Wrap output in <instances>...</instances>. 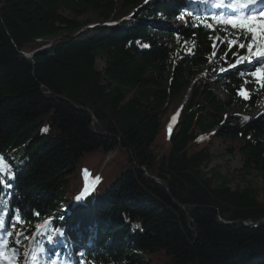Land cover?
<instances>
[{
	"label": "trees",
	"instance_id": "obj_1",
	"mask_svg": "<svg viewBox=\"0 0 264 264\" xmlns=\"http://www.w3.org/2000/svg\"><path fill=\"white\" fill-rule=\"evenodd\" d=\"M118 3L0 0L5 257L20 264L27 248L30 264H42L43 241L59 233L73 264H264V189L232 188L213 154L222 144L246 175H264V112L228 113L258 104L239 94L255 85L232 71L253 52L252 34L198 18L154 36L148 21L177 18L193 0H123L119 11ZM91 13L98 24L78 19ZM188 41L195 47L181 55ZM218 61L228 73L216 82L230 100L194 83ZM88 179L93 195L58 217ZM45 219V237L34 239Z\"/></svg>",
	"mask_w": 264,
	"mask_h": 264
},
{
	"label": "rangeland",
	"instance_id": "obj_2",
	"mask_svg": "<svg viewBox=\"0 0 264 264\" xmlns=\"http://www.w3.org/2000/svg\"><path fill=\"white\" fill-rule=\"evenodd\" d=\"M154 1L159 2V1H164V0H154ZM122 5H123V0H119L118 11L121 9ZM197 9H198V7L194 6L193 10L191 12H189V14L186 18L182 17V18H175V19L171 20V19H167L165 17H162V18L159 17L158 19L155 18V19L148 21V23H150L154 26L153 34H154V36H156V35H158L157 31L160 29V27H168L169 29H177L183 25L185 26V25H188L190 23H195L196 18H195V15L193 14V12H197ZM135 12H136V10H133L126 17V19H130L135 14ZM65 15L69 16L70 18H74L72 15L68 14L67 12H65ZM213 18H215L219 23L227 24L226 21L228 19L225 17L213 16ZM78 19L81 21H85V20L89 19L92 21L93 24H98V22H99V19L93 13L86 15V16H83V17L78 18ZM122 20H124V19L117 20L116 23H119ZM256 26L258 28L260 27L259 21L256 22ZM159 40H162V39L159 38ZM228 41H229V44H232V45L236 43V41L233 38H228ZM256 43H257V41H253V43H251L253 48L257 46ZM185 46H186V49L181 50V52H180L181 55H186L187 49L193 50L195 47V44L192 41H188L185 43ZM257 51H260V50H257ZM225 63L226 62H223V61H218V62L212 63L209 66V68L203 74H201L197 77V79L195 80V83H203L206 85L207 90L212 91L213 93L217 94L218 96L222 97L223 99L230 100V98L223 92L221 86H219L216 82L220 76L228 73V68L225 65ZM253 64H254L253 62L249 63V60H246V62L239 65L236 68L237 71H236V69H235V71L240 75H241V73H243V75H241V76H243L244 79L247 82H249L250 84L255 85V87L248 88L247 92L249 95L245 99L246 100L249 99L250 95L252 93L256 94L258 96L257 107L255 110H253L252 112L247 114L245 107L241 104H238V105H235V106L229 108L228 113L230 114V116H237V117L243 118V119H245L246 117H247V119L248 118H254V117H257L260 115L261 108L264 109V90H262L261 88L258 87L259 85H261L260 81H261L262 77L252 75V73L255 72L257 68H264V62L257 64V65L256 64L253 65ZM99 67H101V65ZM221 69H223V70H221ZM158 81L164 86L167 85V82L165 80H158ZM192 94H193V90H190V94H189V96L187 95L188 97H187V100L185 103L183 101L185 100L186 95H185L183 100H180L177 102V104L175 106H176V108L177 107L178 108L172 114L171 120H174L177 118L178 114L181 112L184 105H186L187 102H189L190 98L192 97ZM213 154L215 156L214 165L220 167L223 176H225L229 180V182H230L229 184L232 188L241 187V186H244L245 184H247L248 182H251L254 185V187L259 188L261 190L264 189V175L258 174L256 172H253L251 175H246L242 169L243 168V162H242L241 157L239 155L230 154L227 151L226 147L222 144H219V143H215V146L213 148ZM88 181H89V179L87 180V182ZM76 208H78V206H76V199H74L71 203H69V205L67 207L63 208L59 212L58 216L61 219H63L67 216L68 213L72 212V210L76 209ZM43 222L36 225L38 230L33 236L34 239H37L38 236L43 235V229L44 228L41 226V225H43ZM51 240H53L52 243H55L54 244L55 246H51V248H54V252L52 254V257H54V259H53L52 264H67L64 261L65 259L62 256V252L59 250L61 247H64V244L60 240L59 235H52L51 239H49L47 241V243H49V241H51ZM18 242H20V241L18 240ZM58 247H60V248L58 249ZM64 248H63V250H64ZM22 253H23V255L20 258L21 263L22 264H28V260L30 258L29 249L24 248ZM43 255L45 256V258L47 257L45 253Z\"/></svg>",
	"mask_w": 264,
	"mask_h": 264
},
{
	"label": "snow or ice",
	"instance_id": "obj_3",
	"mask_svg": "<svg viewBox=\"0 0 264 264\" xmlns=\"http://www.w3.org/2000/svg\"><path fill=\"white\" fill-rule=\"evenodd\" d=\"M147 3L148 0H145ZM248 4H254L257 2V0H247ZM243 7H247V4L243 5ZM264 12H259V13H253L251 15L245 16L244 18H237V17H229L228 20L226 21L227 24L232 25L234 28H239L243 30H247V32L252 34L253 40L260 38L264 39ZM259 20L260 27L258 28L256 26V22ZM235 46V45H234ZM239 47L244 48L245 44L241 43ZM251 47V45H249ZM257 56H264V49L257 51L256 52ZM248 57L245 56H240L239 60H237V63H240L241 61L247 60ZM235 65H233L234 67ZM223 70V69H221ZM243 75V73H241ZM254 76H261V87H264V68H257L255 72L252 73ZM242 97L247 98L248 97V92L247 91H241L239 93ZM247 119V117L245 118ZM43 131L47 132L48 129L45 128ZM3 161V157H0V162ZM99 179V178H97ZM80 197H77L79 199ZM5 224V221L2 217H0V227H3ZM13 233H9V236L11 237ZM51 239V237L49 238ZM14 241H9V245L13 248V253H14V258H18V249H15L14 247ZM82 255V254H81Z\"/></svg>",
	"mask_w": 264,
	"mask_h": 264
},
{
	"label": "bare ground",
	"instance_id": "obj_4",
	"mask_svg": "<svg viewBox=\"0 0 264 264\" xmlns=\"http://www.w3.org/2000/svg\"><path fill=\"white\" fill-rule=\"evenodd\" d=\"M258 59H264V56H259V58H256L255 59V62L256 61H258ZM189 94H190V91H188L187 93H186V98H185V100L183 101L184 103L186 102V100H187V97L189 96ZM188 95V96H187ZM261 105V104H260ZM262 108H261V111L260 112H262Z\"/></svg>",
	"mask_w": 264,
	"mask_h": 264
},
{
	"label": "water",
	"instance_id": "obj_5",
	"mask_svg": "<svg viewBox=\"0 0 264 264\" xmlns=\"http://www.w3.org/2000/svg\"><path fill=\"white\" fill-rule=\"evenodd\" d=\"M29 57H30V56H29ZM190 90H191V89H190ZM190 90H189V91H190Z\"/></svg>",
	"mask_w": 264,
	"mask_h": 264
}]
</instances>
